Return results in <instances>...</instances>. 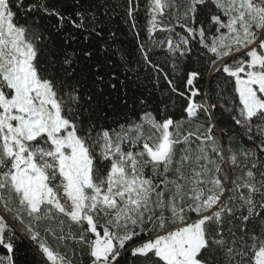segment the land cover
Listing matches in <instances>:
<instances>
[{"label":"snow or ice","instance_id":"snow-or-ice-1","mask_svg":"<svg viewBox=\"0 0 264 264\" xmlns=\"http://www.w3.org/2000/svg\"><path fill=\"white\" fill-rule=\"evenodd\" d=\"M0 264H264V0H0Z\"/></svg>","mask_w":264,"mask_h":264}]
</instances>
